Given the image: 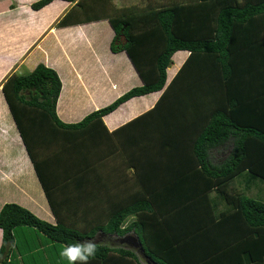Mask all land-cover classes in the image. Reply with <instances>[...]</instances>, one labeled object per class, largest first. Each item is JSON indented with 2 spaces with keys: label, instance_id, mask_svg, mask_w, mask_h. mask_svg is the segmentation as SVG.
Returning <instances> with one entry per match:
<instances>
[{
  "label": "trees",
  "instance_id": "1",
  "mask_svg": "<svg viewBox=\"0 0 264 264\" xmlns=\"http://www.w3.org/2000/svg\"><path fill=\"white\" fill-rule=\"evenodd\" d=\"M172 2L105 15L114 31L111 51L126 52L142 84L79 121L57 116L62 82L52 67L38 63L4 79L2 93L57 222L4 203L0 256L6 243L10 249L0 264H7L19 226L43 233L59 254L95 243L87 264H264V200L248 195L254 179L264 180V0ZM85 4L78 0L56 26L101 18L69 19L85 14ZM177 50L189 54L166 85ZM160 90L152 107L107 130L104 115ZM118 152L132 173L118 195L105 196L99 211H69L90 199L60 196L61 186H83L96 170L83 161ZM70 162L82 165L75 170ZM240 175L244 191L231 185ZM102 234L114 242L132 234L139 246L92 240Z\"/></svg>",
  "mask_w": 264,
  "mask_h": 264
},
{
  "label": "crops",
  "instance_id": "2",
  "mask_svg": "<svg viewBox=\"0 0 264 264\" xmlns=\"http://www.w3.org/2000/svg\"><path fill=\"white\" fill-rule=\"evenodd\" d=\"M17 1V7L8 5L0 8V209L4 203L14 202L54 224L57 222L54 210L37 177L2 93L4 79L11 72H21L24 66L28 71L38 63L52 67L62 82L56 114L66 123L79 121L129 88L142 84L126 52L111 51L110 43L114 31L105 15L113 12V8L133 6L134 11L140 12L150 6L169 4L171 1L183 4L186 0H85L87 5L85 4L82 10L86 11L85 14L75 12L69 19L77 20L76 16L86 18L93 15H102L101 18L64 26H56V23L78 0H52L40 9L31 7L35 0ZM53 3L56 4L55 8L44 14L46 7ZM29 7L38 13L21 12ZM188 54L187 50H177L173 53L172 63L166 69V85ZM161 92L162 90L134 96L104 115L102 120L107 130L116 129L152 107ZM66 163L65 165H74L75 170H79L82 165L78 162ZM83 163L94 164L96 169L83 180L84 185L74 183L73 186H61L63 189L57 193L68 198L81 196L90 199L82 201L81 206L73 203L69 209L71 212L99 211L106 205L105 196L118 195L116 188L128 181V172H131V169L125 167L119 156L107 157L100 161L89 159ZM96 176L104 181V185H96ZM97 196L99 200L96 199ZM52 198L54 206V194ZM57 204L63 211L61 203ZM85 204L90 205L92 209L87 208ZM96 237L106 236L102 234ZM14 238L7 264H71L66 256L54 252V242L35 229L19 226L14 230ZM1 243L0 229V246Z\"/></svg>",
  "mask_w": 264,
  "mask_h": 264
},
{
  "label": "rangeland",
  "instance_id": "3",
  "mask_svg": "<svg viewBox=\"0 0 264 264\" xmlns=\"http://www.w3.org/2000/svg\"><path fill=\"white\" fill-rule=\"evenodd\" d=\"M35 1H37V0H35ZM34 1V2H35ZM145 1H150V0H145ZM167 1V0H166ZM18 3H19V1H17V0H0V8H2V7H7L8 5L10 6V5H12V7H17L18 6ZM56 4H49L47 7H46V9L43 11L44 12V14H47V13H49L50 11H51V9L55 6ZM55 8V7H54ZM15 9V8H14ZM27 12V13H38V12H36L35 10H33V9H31L30 7L29 8H27V9H24V10H21V12ZM16 12V11H15ZM76 13H78V12H76ZM75 13V14H76ZM27 72H29L28 70H26V67L24 66L23 68H22V70H21V72H16V73H18V74H25V73H27ZM121 152V151H120ZM120 152H118V154L120 155H117V156H119V160H121L122 162H124L123 160H122V158H121V156H122V153H120ZM111 159V158H110ZM98 161V160H97ZM110 164V162L108 163V165ZM118 164H119V161H118ZM108 167V166H107ZM111 167V166H110ZM110 167H108V168H110ZM118 167V166H117ZM131 172H128V175H129V177L131 176ZM243 176L244 175H240L239 177H236L233 181H232V183H231V185H236L237 187H239V188H241L243 191H244V189H243ZM253 184V186L251 187V191L248 193V195H250L251 197H254V198H256V199H259V200H264V180H261V179H259V178H256V179H254V182L252 183ZM46 237V236H45ZM47 238V237H46ZM111 238H115V242L114 241H112V239L111 240H109L107 237L106 238H99V237H95V238H93L92 240L93 241H96V242H99V241H101V242H103V243H108V244H112V245H115L116 246V244H122L120 241H118V238H116V237H111ZM116 243V244H115ZM130 247V246H129ZM69 262L71 263V261L69 260ZM72 264V263H71Z\"/></svg>",
  "mask_w": 264,
  "mask_h": 264
},
{
  "label": "clouds",
  "instance_id": "4",
  "mask_svg": "<svg viewBox=\"0 0 264 264\" xmlns=\"http://www.w3.org/2000/svg\"><path fill=\"white\" fill-rule=\"evenodd\" d=\"M97 252L95 243L89 242L86 246H68L63 253L72 264L79 260L82 264H87L89 257L94 256Z\"/></svg>",
  "mask_w": 264,
  "mask_h": 264
},
{
  "label": "water",
  "instance_id": "5",
  "mask_svg": "<svg viewBox=\"0 0 264 264\" xmlns=\"http://www.w3.org/2000/svg\"><path fill=\"white\" fill-rule=\"evenodd\" d=\"M118 240L121 243H127V244L131 245L132 247H138L139 246L138 239L132 234H128L126 236L118 238ZM9 246H10V243H6L4 252L0 256V262L6 257V255L8 253Z\"/></svg>",
  "mask_w": 264,
  "mask_h": 264
},
{
  "label": "flooded vegetation",
  "instance_id": "6",
  "mask_svg": "<svg viewBox=\"0 0 264 264\" xmlns=\"http://www.w3.org/2000/svg\"><path fill=\"white\" fill-rule=\"evenodd\" d=\"M125 245H129V244L126 243Z\"/></svg>",
  "mask_w": 264,
  "mask_h": 264
}]
</instances>
